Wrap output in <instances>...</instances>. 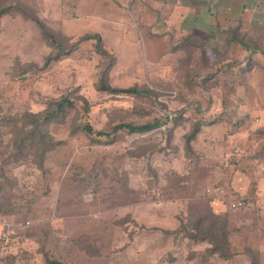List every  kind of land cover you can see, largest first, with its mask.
Returning <instances> with one entry per match:
<instances>
[{
  "label": "rangeland",
  "instance_id": "1",
  "mask_svg": "<svg viewBox=\"0 0 264 264\" xmlns=\"http://www.w3.org/2000/svg\"><path fill=\"white\" fill-rule=\"evenodd\" d=\"M2 9L0 167L10 181H0V264H264V198L249 189L264 175V54L248 64L250 51L230 36L213 46L120 32L95 0H0ZM46 31L67 49L85 34L101 42L58 56ZM248 37L264 50V34ZM103 79L139 93L101 90ZM66 97L75 107L48 125L57 144L44 169L13 161V118ZM84 121L106 132L121 123L161 126L97 140L76 131ZM198 125L191 155L186 135ZM143 149L149 154L137 156ZM215 185L227 195H209ZM234 198L249 209L233 210ZM210 210L227 223L222 252L230 258L192 237Z\"/></svg>",
  "mask_w": 264,
  "mask_h": 264
},
{
  "label": "crops",
  "instance_id": "2",
  "mask_svg": "<svg viewBox=\"0 0 264 264\" xmlns=\"http://www.w3.org/2000/svg\"><path fill=\"white\" fill-rule=\"evenodd\" d=\"M95 4L105 7L100 11L101 19L120 32L124 29V32L137 35L138 30H143V34L153 37L169 35L174 38L173 43L181 38L206 42L209 39L213 46H219L239 24L241 31L253 37L264 34V0H101L100 3L95 0ZM115 22L117 24L113 25ZM227 42L229 45L230 41ZM236 181L233 179L232 185ZM251 183L249 189L255 188L256 194L264 198V175ZM234 186L233 192L238 196V190L244 188L240 184ZM214 206L222 209L220 201Z\"/></svg>",
  "mask_w": 264,
  "mask_h": 264
},
{
  "label": "trees",
  "instance_id": "3",
  "mask_svg": "<svg viewBox=\"0 0 264 264\" xmlns=\"http://www.w3.org/2000/svg\"><path fill=\"white\" fill-rule=\"evenodd\" d=\"M6 12L7 9L0 10V19ZM229 35L231 42H237L245 50L250 51V55L248 56V64H251L253 62V54H264V50L260 48V45H258L257 40L249 39L250 37H248V33H241L240 24L237 27L231 29ZM44 36L47 38V40L51 42L55 41L54 46L56 47V49H58V56L63 53H66L69 50L75 51L79 47L78 44L86 41L88 42L92 39L96 40V44H99L101 42L100 36L98 34H87L81 37L77 43L67 46L69 47L67 49L65 48L64 44L58 42L56 38L49 32H44ZM245 39H248L252 42L248 43V40L246 41ZM185 41L186 43H189L190 39L186 38ZM242 69L243 71H246L245 68ZM100 89L108 92L122 91L130 94L139 93V90H137V88H128L125 90L115 89L107 83V80L104 79L101 81ZM73 107H75L74 101L66 97L54 100L49 103L47 109L44 112L38 114L24 115L21 119L14 117V122H12V137L14 140L13 147L15 149V153L12 154L13 161H17L18 159H29V162L37 165L38 168L44 169L48 152L53 149L57 144V142L49 131L48 125L51 122L56 121L57 119L65 118V116L68 114V111ZM85 110L87 113L88 108H86ZM19 120L28 121V124L24 123L23 125L19 126ZM160 126V122L147 123L141 125L134 123H121L115 125L112 132H106L101 130H95V128H93V126L89 124L88 121H84L79 126V128H76V131H83L86 133L87 136L94 137L95 139L99 140L103 137L108 139L113 135L117 134L118 132H124L130 135L147 134L155 129H158L157 127ZM168 131L172 132L171 129H169ZM200 131L201 128L200 125H198L197 127L193 128L188 135H186L185 146L187 152L191 155L194 153L192 142L197 138ZM148 154L149 149H143L139 154H137V156H147ZM3 178L7 182L8 180L10 181V179L5 177L4 170L0 167V181ZM1 184L2 183L0 182V190L3 187L1 186ZM192 227L197 232L192 237H194L200 242H206L210 246V248H208L210 253L219 254V256L224 259L230 258V254L228 253V251L222 252V250H224L227 247L226 245L228 244V240L225 239L226 235L223 234L225 233V229H227L226 221L217 218L214 212L210 210L199 214ZM48 262L49 264H62L61 262L55 260H48Z\"/></svg>",
  "mask_w": 264,
  "mask_h": 264
},
{
  "label": "built area",
  "instance_id": "4",
  "mask_svg": "<svg viewBox=\"0 0 264 264\" xmlns=\"http://www.w3.org/2000/svg\"><path fill=\"white\" fill-rule=\"evenodd\" d=\"M226 190L227 189H225V187H223L221 185H215V186L208 188L207 193L209 195L215 196L216 198L220 199V198L227 195ZM229 204L233 210H242V209L246 210V209H249V207H250V202L245 201V199H243V198H239V199L234 198L232 201H230ZM10 227H11V225L7 224L6 228L4 229V231L2 233V242H3V245H5L6 247L10 243V236H11Z\"/></svg>",
  "mask_w": 264,
  "mask_h": 264
}]
</instances>
